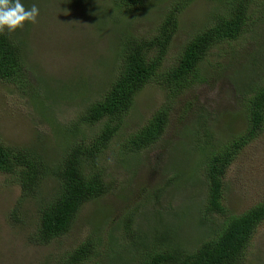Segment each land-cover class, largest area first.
Segmentation results:
<instances>
[{"label":"rangeland","instance_id":"374dc122","mask_svg":"<svg viewBox=\"0 0 264 264\" xmlns=\"http://www.w3.org/2000/svg\"><path fill=\"white\" fill-rule=\"evenodd\" d=\"M62 1L21 0L25 7L36 3L40 9L37 22L26 23L21 32L25 60L22 86L0 80V142L42 150L52 161L59 160L65 149V136L59 131L64 115L67 124H76L85 112L81 103L96 98L105 87L111 69L114 74L117 71L113 67L118 52L114 46L118 42L116 32L120 45L126 32L139 26V20H142L140 14H133L136 16L134 20L120 12L118 16L115 12L118 9L111 7L98 15H110L114 20L104 18L99 22L95 18L92 21L89 18L91 13L81 9L79 3L72 5V0L69 3ZM213 3L212 0H194L192 8L184 15V23L199 24L205 10ZM89 5L94 9L103 4L89 0ZM255 21L259 33L247 34L236 43V46H243L244 60L234 75V81L231 78L220 80L215 92H207L209 87L203 86L195 92L186 90L178 95L173 101L171 124L162 141L142 152L129 153L121 147L125 139L141 129L169 99L165 94L166 86L160 83L150 84L142 90L136 107L99 167L105 172L109 194L86 204L67 235L46 246L30 242L37 232L34 225L37 210L43 200L55 192L56 181L50 179L44 185L40 198L21 200V188L16 179L0 173V264H60L66 252L72 251L94 232L101 233L109 220L118 224L115 236L120 238L117 240L119 248L117 252L113 250L118 255L123 251L124 240L129 241L120 223L133 216L138 230L145 232L151 218L158 212L167 220L158 224L160 230L167 225L174 226L179 245L185 244L191 249L208 236L212 220H202L200 207L207 197L204 163L210 146L200 144L197 135H202L208 128L220 142H227L236 129L245 126V114L236 107L243 101L240 98L247 94L248 86L250 90L255 86L254 78L258 77V83L264 81V12L255 17ZM186 34L181 33L176 40L174 57L180 52ZM220 55L215 53L209 59L215 62L220 60ZM35 88L41 97L33 95ZM64 93L68 99H64ZM42 100L60 105L62 115L45 119L48 116L39 111L38 105ZM207 103L224 115L214 112L215 120H211L204 130L196 132V123L202 118H195V115ZM228 110L235 114H228ZM66 137L71 140V135ZM121 151L127 156L121 157ZM122 158L127 161L122 162ZM225 189L229 214L243 213L264 201V134L251 142L229 169ZM161 190L164 191L157 197ZM19 202L25 222L23 226L12 224L10 219ZM221 218L215 219L218 222ZM104 237L107 239L108 231ZM125 249L130 254L135 251L134 246ZM111 257L106 264H122L118 256ZM124 260L130 264L128 258ZM245 262L264 264V223L251 240Z\"/></svg>","mask_w":264,"mask_h":264},{"label":"trees","instance_id":"16d2710c","mask_svg":"<svg viewBox=\"0 0 264 264\" xmlns=\"http://www.w3.org/2000/svg\"><path fill=\"white\" fill-rule=\"evenodd\" d=\"M212 1V7L206 9L200 23L194 25L192 21L184 23V15L192 8L194 0H92L103 4L101 8L94 9L89 0H72V5L79 3L81 9L91 13L89 18L92 21L95 18L99 22L104 18L114 20L110 15H98L111 7L117 8L115 12L130 20L140 14L142 20H139V26L126 32L120 45L116 32L118 42L114 46L118 52L113 67L117 71L114 74L111 69L105 87L96 98L81 103L85 112L79 121L67 124L64 115L59 131H63L66 145L59 160H50L42 150L0 142V173L16 179L21 188V200L40 198L44 185L50 179L57 183L55 192L43 200L37 210L34 222L37 232L31 237L32 244L50 245L67 235L86 204L109 194L105 172L99 167L136 107L138 95L148 85H165L169 99L141 129L125 139L121 147L129 153L142 152L162 141L171 124L173 101L178 95L186 90L195 92L203 86L209 87L207 92H215L220 80L231 78L234 81V75L244 60L243 46H236V43L247 34L259 33L254 18L264 12V0ZM23 30L24 27L0 33V80L20 86L25 72L21 49ZM181 33H187V38L174 57V44ZM215 53L217 56L222 53L221 58L212 62L209 56L213 57ZM170 60L173 63H169ZM254 79L255 86L251 90L248 86L247 94L240 98L243 101L236 107L245 114L243 128L236 129L227 142H220L208 128L202 135H197L200 144L210 146L204 163L207 197L200 207L202 220H212L208 236L188 249L187 245L177 243L174 226L167 225L160 230L158 224L167 220L159 212L151 218L145 232L138 230L133 216H129L120 223L129 241L124 240L123 251L118 255L115 254L119 248L117 240L120 239L115 236L118 224L109 220L101 233L94 232L72 251L66 252L60 264H91L93 261L106 264L112 255L118 256L122 264H128L124 260L127 258L130 264H244L251 240L264 223V201L243 213L229 214L225 187L229 169L245 148L264 134V81L258 83V77ZM38 92L35 88L33 95L41 97ZM64 99H68L67 93H64ZM209 104L198 108L195 118L200 116L202 120L196 123V132L204 130L211 120H215L214 112L224 115L218 108H210ZM38 105L39 111L48 116L45 119L62 115L60 105L43 100ZM227 113L235 114L230 110ZM68 135H71V140L66 139ZM121 153V157L127 156V153ZM122 159V162L127 161ZM163 191L156 196L159 197ZM19 205L20 202L12 210L10 219L12 224L23 226L25 222ZM217 217L221 218L218 222ZM106 231L107 239L104 237ZM127 246H134V253L130 254L125 249Z\"/></svg>","mask_w":264,"mask_h":264},{"label":"clouds","instance_id":"9594fccd","mask_svg":"<svg viewBox=\"0 0 264 264\" xmlns=\"http://www.w3.org/2000/svg\"><path fill=\"white\" fill-rule=\"evenodd\" d=\"M40 15L36 3L25 7L21 0H0V33L14 32L26 23L34 24Z\"/></svg>","mask_w":264,"mask_h":264}]
</instances>
